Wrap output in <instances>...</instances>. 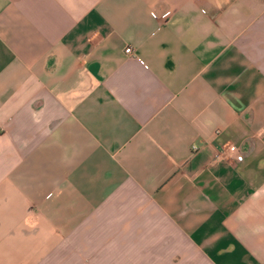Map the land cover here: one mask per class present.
Segmentation results:
<instances>
[{
    "label": "crops",
    "instance_id": "0c3cea01",
    "mask_svg": "<svg viewBox=\"0 0 264 264\" xmlns=\"http://www.w3.org/2000/svg\"><path fill=\"white\" fill-rule=\"evenodd\" d=\"M0 264H264V0H0Z\"/></svg>",
    "mask_w": 264,
    "mask_h": 264
},
{
    "label": "built area",
    "instance_id": "2783aa9c",
    "mask_svg": "<svg viewBox=\"0 0 264 264\" xmlns=\"http://www.w3.org/2000/svg\"><path fill=\"white\" fill-rule=\"evenodd\" d=\"M126 52L130 54V53H132V49H131V48L126 49ZM229 150H231V151H236V150H238V149L233 145V146H230V147H229ZM221 158H222L221 155H219V156L216 158V160H217V161H220ZM238 159L241 160L242 157H239Z\"/></svg>",
    "mask_w": 264,
    "mask_h": 264
}]
</instances>
